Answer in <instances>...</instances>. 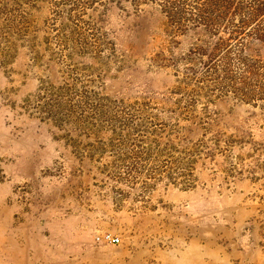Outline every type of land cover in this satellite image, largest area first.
<instances>
[{
    "label": "rangeland",
    "instance_id": "1",
    "mask_svg": "<svg viewBox=\"0 0 264 264\" xmlns=\"http://www.w3.org/2000/svg\"><path fill=\"white\" fill-rule=\"evenodd\" d=\"M202 2L0 0V264H264L263 52Z\"/></svg>",
    "mask_w": 264,
    "mask_h": 264
},
{
    "label": "trees",
    "instance_id": "2",
    "mask_svg": "<svg viewBox=\"0 0 264 264\" xmlns=\"http://www.w3.org/2000/svg\"><path fill=\"white\" fill-rule=\"evenodd\" d=\"M183 1L185 0L172 2L165 0L163 12L169 20L174 19V14L170 12L172 6L183 5ZM199 6L201 7L197 8V16L201 14L208 16L205 18L199 16V20H194L196 26L202 27L204 31L229 28L231 32L227 41H232L238 47L249 46L255 52H263L260 68L264 70V0H203ZM212 15L215 17L211 18ZM218 40L216 46L221 47L226 44L221 38ZM263 74L264 71L261 75Z\"/></svg>",
    "mask_w": 264,
    "mask_h": 264
},
{
    "label": "built area",
    "instance_id": "3",
    "mask_svg": "<svg viewBox=\"0 0 264 264\" xmlns=\"http://www.w3.org/2000/svg\"><path fill=\"white\" fill-rule=\"evenodd\" d=\"M101 240L110 244H118L119 243V239L117 237L112 236L109 233H106L104 235H102Z\"/></svg>",
    "mask_w": 264,
    "mask_h": 264
}]
</instances>
